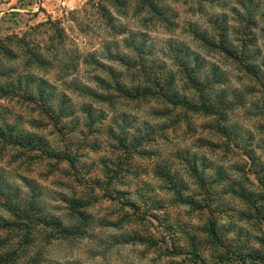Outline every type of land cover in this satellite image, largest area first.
<instances>
[{"label":"rangeland","instance_id":"obj_1","mask_svg":"<svg viewBox=\"0 0 264 264\" xmlns=\"http://www.w3.org/2000/svg\"><path fill=\"white\" fill-rule=\"evenodd\" d=\"M250 19L260 78L196 38ZM261 29L264 0H0V130L47 148L0 141L5 264H264Z\"/></svg>","mask_w":264,"mask_h":264},{"label":"trees","instance_id":"obj_2","mask_svg":"<svg viewBox=\"0 0 264 264\" xmlns=\"http://www.w3.org/2000/svg\"><path fill=\"white\" fill-rule=\"evenodd\" d=\"M245 6V5H243ZM246 13H248L249 15H252V11L250 8H247L246 9ZM253 27H256L255 23L253 20H249L245 23L244 25V31L246 33H242L243 34V37H240L241 39V50L238 52L236 51L235 48H233L230 44V41L227 39V36L224 34V32L222 33L221 32V35H220V41L219 43H215L213 40H209L208 38H206L205 36H202L201 38L196 35V38L200 40V42L205 46V47H208V48H214V49H217V48H220L221 51L223 53H225L228 57L232 58V59H235V60H242L243 61V68L245 69V71L250 74V76H253L254 78H260L261 75L260 73L261 72V67L259 66H256L255 63H253L254 61V57H256V55H251L252 52L250 49V47L252 46H255L256 44V40H255V37H249L247 36L248 35V30L249 29H254ZM262 31H264V29H261ZM196 34V32H195ZM240 35V34H239ZM247 36V37H246ZM221 45V46H220ZM220 46V47H219ZM41 55H39L37 58H38V61L42 62L41 61ZM176 59H179L178 62H181L180 64H182L181 66H184L183 65V60L180 59L179 57H177ZM264 66V65H262ZM113 79V82H114V86L117 88L118 92H122V90H124V87H123V84H121L118 80H116L115 76L112 77ZM145 79V77H144ZM170 80V79H169ZM167 82V87L170 86V84H172V79ZM32 81V80H31ZM28 82V84H30V82ZM146 83H148V80H145ZM101 83L104 84V82H100V85ZM108 86V84H107ZM141 87L139 86H136V89H134V92H133V89H132V92L134 95H147L150 93V91H152L151 88H148L147 86L144 85V83H142L140 85ZM154 86L156 87L155 88V91L157 93H154L155 94H158L159 93V90L160 89V86L158 85V81L157 80H154ZM30 87V86H28ZM28 87H26L25 89L22 88V86L20 85V83H18V90L17 92H19L21 95H23V97L25 98L26 101H33L35 100V98H37L40 102H43V103H46L48 100L44 99V92L43 90L40 91V89H37L36 90V93H37V97H34L31 93L30 90H28ZM11 91V90H10ZM3 92L2 89H0V93ZM6 92V91H5ZM169 95H177L176 92L172 91L171 93H169ZM204 98L201 96V99L200 101L204 104ZM173 102H181V101H173ZM179 104V103H178ZM207 104V103H206ZM209 106L207 105H204L202 106V110L204 112H207V109ZM13 130H0V141L1 142H5V143H13V144H16L18 146H22V147H28V148H31L32 150H35V151H39V152H47V148L46 146L42 143V140L34 135H31V134H28V133H23V134H20L18 135V137H15L13 135ZM17 136V135H16ZM46 148V149H45ZM185 163L186 165L189 167L188 168V171H190V174L191 176L195 177L196 178V185L198 186L199 189H201L202 191L207 188V184L205 183L204 181V178L200 177L199 176V173H198V170L196 168V164L194 165L195 162H192L190 160V158H188L186 155H183V158H181ZM191 161V162H190ZM161 175H163V173H160ZM167 184L169 185V187L175 191V194H176V201L181 203V204H192L193 202H191V197L190 195H187V196H184L181 194L182 191H188V186L185 184V182H182V181H176L174 180V178L171 177V175L167 174L166 177H164ZM74 206V204H73ZM261 214H264V213H261ZM81 220H84L82 219V217H80ZM210 232L211 234H213L214 232V229H211L210 228ZM8 252H3V253H0V264H5L7 261H8Z\"/></svg>","mask_w":264,"mask_h":264}]
</instances>
